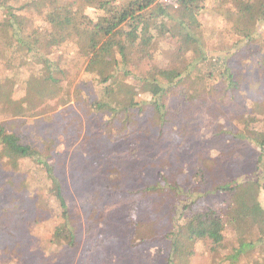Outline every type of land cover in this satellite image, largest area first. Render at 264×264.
<instances>
[{
    "label": "rangeland",
    "instance_id": "rangeland-1",
    "mask_svg": "<svg viewBox=\"0 0 264 264\" xmlns=\"http://www.w3.org/2000/svg\"><path fill=\"white\" fill-rule=\"evenodd\" d=\"M37 2L0 0L14 8L12 17L17 22L27 28L34 25L40 30L48 29L46 22L36 18ZM26 6L28 12L23 11ZM221 9L230 17L236 11L228 0ZM86 14L92 16L93 11L87 9ZM4 19L7 15L0 11V23ZM205 20L216 26L217 35L211 43L216 42L221 48L229 46L226 51L233 52V59L228 60V65L241 70L243 79L235 80L238 91L233 92V98L229 96L232 101L219 99L215 104L212 96L193 85L187 103L176 114L170 113L171 121L164 130L152 122L147 105H141L132 116L111 117L109 125L105 114L89 113L75 96L81 88V63L67 68L62 62L63 77L43 86L36 84L41 67L34 63L33 53L22 61L19 51L9 48L6 56L0 57V97H6L0 100V123L8 132L20 135L22 141L49 152L47 162L61 182L74 221L76 243L70 248L67 241L62 242L56 253L48 252L52 230L61 220L48 193L44 171L29 160L22 161L14 173L0 166V264H166L168 241L164 236L175 224L172 218L180 213L183 201L167 194V211L158 219L151 239L145 238L147 231L142 232L144 237L134 238L125 210L115 209V204L124 205L132 197L140 202L134 213L135 222L151 218L152 213L139 194L163 178L169 183L184 182L179 187L187 194L192 211L222 204L225 195L217 191L218 184L243 181L258 182L259 202L264 208V169L255 163L259 151L245 139L238 119L251 111L255 116H264V69L249 66L252 60L264 56V23L253 43L241 42L231 48L228 22L216 14H209ZM72 26L78 28V17ZM49 34L57 37L54 55H72L61 46L63 34L55 27L49 28ZM210 46L208 50L214 51ZM217 52L213 55L225 57L224 52ZM190 81L185 87L194 84ZM133 96L135 91L131 92ZM125 120L135 126L129 133L122 123ZM182 125L185 130H181ZM106 128L112 132L110 138ZM118 136L125 139L118 140ZM114 167H122L125 176L110 185V173L114 175L110 169ZM95 198L101 201L96 207L91 204ZM240 212L245 216L250 213L246 208ZM238 241L228 234L227 248L215 256L204 255V248L197 245L196 257L190 264H228L226 257L237 248ZM260 256L264 257V246L256 247L254 254L239 264H253Z\"/></svg>",
    "mask_w": 264,
    "mask_h": 264
},
{
    "label": "trees",
    "instance_id": "trees-1",
    "mask_svg": "<svg viewBox=\"0 0 264 264\" xmlns=\"http://www.w3.org/2000/svg\"><path fill=\"white\" fill-rule=\"evenodd\" d=\"M226 1L177 0V7L173 8L160 4L158 0H38L36 18L46 22L48 27L43 30L34 25L27 28L23 22H17L12 17L14 8L0 3V11L7 15V19L0 23V57L6 56L9 48L19 51L22 61L33 53L34 63L41 67L35 78L36 84L43 86L57 83L63 77L62 62H66L67 68L81 63V88L75 91V96L89 113L105 114L109 125L111 117L132 116L141 105H147L152 112V122L163 129L170 123V116L187 103L193 85L212 96L214 104L219 99L230 100L229 96L233 98V92L238 91L235 89L237 82L243 78L241 70L228 65L233 52L226 51L229 46L221 48L216 42L211 43L217 35L216 26L208 24L205 18L216 14L228 22L232 32L231 48L241 42L253 43L264 23V0H228L236 10L233 17L221 9ZM27 8L24 7L23 11L28 12ZM87 9L93 11L92 16L86 14ZM77 17L79 26L74 28L73 20ZM52 26L63 34L65 40L61 46L70 50L72 55H54L52 50L58 45L54 44L57 37L49 34ZM208 44L214 51L208 50ZM217 51L224 52L225 57L213 55ZM249 66L259 71L264 69V56L252 60ZM189 80L194 84L185 87ZM132 91L136 92L135 97H131ZM5 98L1 94L0 100ZM262 110L264 114V108ZM238 119L245 139L259 151L255 163L264 169V116H255L251 111ZM69 120L70 123L74 121ZM122 123L128 127L127 132L135 128L131 121ZM181 130H185L184 125ZM106 134L110 138L112 132L106 128ZM120 139L125 138L118 136ZM49 156V152L22 141L20 135L8 132L0 123V166L14 173L22 161L29 160L44 171L49 182L48 193L61 220L49 239L48 252L56 253L62 242L67 241L70 248L76 243L74 221L70 218L61 182L53 166L47 162ZM118 168L110 169L114 174L110 173V185L125 176L122 167ZM180 185L183 186L184 182L169 183L163 178L140 192L152 219L135 222L134 213L140 202L132 197L124 205L115 204L118 211L125 210L134 238L140 239L142 232L147 231L145 238L151 239L158 219L167 211V194L172 193L178 201H183L180 213L172 218L175 224L164 236L168 241L166 264H190L196 257L197 245L204 248V255L220 254L227 248L228 234L239 240L237 248L226 257L228 264H239L244 257L254 254L256 247L264 246V208L259 202L258 182L218 184L217 191L225 195L222 204L202 211L191 210L189 198ZM105 189L109 194L108 188ZM99 198L91 201L94 207L101 203ZM241 208L249 210V215H243ZM181 219L184 220L179 222ZM260 257L263 260L255 259V264H264V257Z\"/></svg>",
    "mask_w": 264,
    "mask_h": 264
},
{
    "label": "built area",
    "instance_id": "built-area-1",
    "mask_svg": "<svg viewBox=\"0 0 264 264\" xmlns=\"http://www.w3.org/2000/svg\"><path fill=\"white\" fill-rule=\"evenodd\" d=\"M158 2L162 5H168L173 8L177 7V0H158Z\"/></svg>",
    "mask_w": 264,
    "mask_h": 264
}]
</instances>
